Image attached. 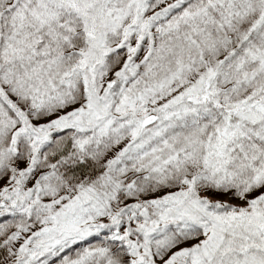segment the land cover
<instances>
[{
	"label": "snow or ice",
	"instance_id": "snow-or-ice-1",
	"mask_svg": "<svg viewBox=\"0 0 264 264\" xmlns=\"http://www.w3.org/2000/svg\"><path fill=\"white\" fill-rule=\"evenodd\" d=\"M0 264H264V0H0Z\"/></svg>",
	"mask_w": 264,
	"mask_h": 264
}]
</instances>
